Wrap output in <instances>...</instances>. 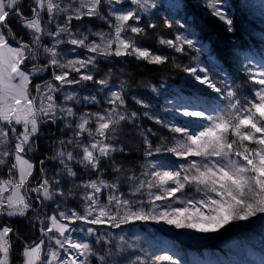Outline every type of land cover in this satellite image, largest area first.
I'll return each mask as SVG.
<instances>
[{
    "label": "snow or ice",
    "instance_id": "snow-or-ice-1",
    "mask_svg": "<svg viewBox=\"0 0 264 264\" xmlns=\"http://www.w3.org/2000/svg\"><path fill=\"white\" fill-rule=\"evenodd\" d=\"M168 7L0 0V264H187L136 226L264 225V50L229 71L183 0ZM196 7L235 32L228 0ZM131 63L181 80H136Z\"/></svg>",
    "mask_w": 264,
    "mask_h": 264
},
{
    "label": "trees",
    "instance_id": "trees-1",
    "mask_svg": "<svg viewBox=\"0 0 264 264\" xmlns=\"http://www.w3.org/2000/svg\"><path fill=\"white\" fill-rule=\"evenodd\" d=\"M24 2L27 4L28 0ZM174 2L175 0H161V17L174 14V9L168 7ZM183 3L186 7L181 15H186L201 40L211 45L213 54L227 70H232L234 56L242 61V55L258 57V53L264 49V0H228L229 14L233 17L235 26L234 33L227 32L226 27L214 18H205L202 10L196 7L197 0H183ZM146 46L153 49L157 47L154 40L147 41ZM183 62L188 63V60ZM126 70L136 80L155 82L163 78L172 86L180 82L182 75L170 65L158 70L157 66H137L131 63L126 66ZM54 131V127L46 130L45 137ZM49 142L46 139L39 141V153L33 158L35 161L43 157L45 144ZM129 143L134 141L129 139ZM11 223L22 238H35L34 230L27 219L15 218ZM259 224L260 221L254 219L251 223L239 225L243 228L238 232L236 226L227 232L207 236L176 232L164 225H146L144 227L147 231L140 230V225L136 228L145 241L153 242L155 237L162 248L172 250L187 264H264V228L259 229ZM243 229L247 238L242 236ZM20 250L21 246L17 244V251Z\"/></svg>",
    "mask_w": 264,
    "mask_h": 264
},
{
    "label": "rangeland",
    "instance_id": "rangeland-1",
    "mask_svg": "<svg viewBox=\"0 0 264 264\" xmlns=\"http://www.w3.org/2000/svg\"><path fill=\"white\" fill-rule=\"evenodd\" d=\"M263 50H264V49H263ZM246 55H247V56H251V55H248V54H244V55H242V61H243V59H244V57H245ZM255 58H256V59H259L260 57H259V56H258V57L255 56ZM259 226H260L259 229L264 228V225H262L261 223L259 224ZM240 228L242 229L243 227H239V225H238V227H236L235 229H237V232H238V230H239V231L241 230ZM244 229H245V228H244ZM244 229H243V231H242V232L244 233V235H242V236H243V237H246V236H245L246 231H245ZM220 233H221V232H220ZM235 233H236V232H235ZM246 238H247V237H246Z\"/></svg>",
    "mask_w": 264,
    "mask_h": 264
}]
</instances>
